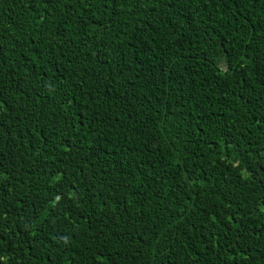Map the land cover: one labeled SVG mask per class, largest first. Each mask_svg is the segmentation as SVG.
<instances>
[{"label": "trees", "instance_id": "1", "mask_svg": "<svg viewBox=\"0 0 264 264\" xmlns=\"http://www.w3.org/2000/svg\"><path fill=\"white\" fill-rule=\"evenodd\" d=\"M0 264H264V0H0Z\"/></svg>", "mask_w": 264, "mask_h": 264}]
</instances>
